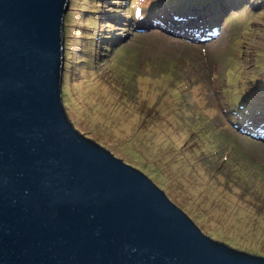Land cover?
<instances>
[{"label":"rangeland","instance_id":"rangeland-1","mask_svg":"<svg viewBox=\"0 0 264 264\" xmlns=\"http://www.w3.org/2000/svg\"><path fill=\"white\" fill-rule=\"evenodd\" d=\"M96 1L70 0L65 15L70 122L205 235L264 257V143L247 132L264 135V0L234 3L204 42L152 26L195 0Z\"/></svg>","mask_w":264,"mask_h":264},{"label":"water","instance_id":"water-1","mask_svg":"<svg viewBox=\"0 0 264 264\" xmlns=\"http://www.w3.org/2000/svg\"><path fill=\"white\" fill-rule=\"evenodd\" d=\"M68 5L0 0V264H264L70 122Z\"/></svg>","mask_w":264,"mask_h":264},{"label":"clouds","instance_id":"clouds-1","mask_svg":"<svg viewBox=\"0 0 264 264\" xmlns=\"http://www.w3.org/2000/svg\"><path fill=\"white\" fill-rule=\"evenodd\" d=\"M111 1H120V0H111ZM243 1H246V0H241V1L240 0H203V1L195 0L193 2V5L195 8L191 7L188 12L180 13V14H177L175 16L168 17L166 19L165 18L162 19L160 16H158L159 18H156V19H159V20L157 22H154L152 26H154L157 30L161 31L164 34L165 33L171 34L175 37L176 36L177 37H188L195 42H197V41L198 42L208 41V39L210 37L209 36L207 37L206 35H204V34H206L205 31L208 30L210 28V26L215 27L216 25H218L219 20L221 19V16H223L224 13L228 12L229 7L234 5V3L240 2V3H243V5H247V1L246 2H243ZM96 3L102 5V8H104L103 5H107L103 2H101L100 0H97ZM114 3H116V2H113V4ZM141 8H142V6L138 7L137 9L140 10ZM69 9H70V6H69ZM116 9L117 8H113V10L111 11V13L114 14V18L118 16V15L115 16V13L117 12ZM67 12H66V14H67ZM106 13H108L107 10H106ZM101 15H103V14H101ZM110 22L113 24L114 20L110 19ZM63 28H64L63 29V38L65 39V41H64V49H65V51H64V67H65V64H66L65 55H66V52L68 51L67 45H66L67 39L64 36V31L66 28L65 23L63 25ZM64 67H63V69H64ZM62 103H63V101H62ZM64 108H65V106H64ZM65 111H66V109H65ZM235 114H237V112ZM263 115L264 114L260 113V116H263ZM261 119L264 120V118H261ZM255 124H260V123L257 121V123H255ZM248 127L250 128L252 126L249 125ZM250 131L251 132L247 131L248 134H250L255 140L258 139L261 143H264V135L263 134H261L256 129L253 131L252 130H250Z\"/></svg>","mask_w":264,"mask_h":264},{"label":"trees","instance_id":"trees-1","mask_svg":"<svg viewBox=\"0 0 264 264\" xmlns=\"http://www.w3.org/2000/svg\"><path fill=\"white\" fill-rule=\"evenodd\" d=\"M199 1H203V0H199ZM242 108V111H248L250 109H252L253 107H248V105H246L245 103H243L242 105H240ZM261 114H264V109L260 112ZM264 116V115H263Z\"/></svg>","mask_w":264,"mask_h":264}]
</instances>
